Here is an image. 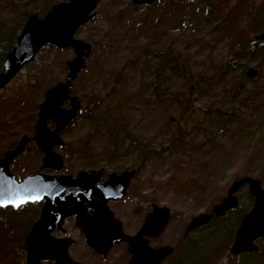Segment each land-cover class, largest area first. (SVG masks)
I'll return each mask as SVG.
<instances>
[{
	"label": "rangeland",
	"instance_id": "rangeland-1",
	"mask_svg": "<svg viewBox=\"0 0 264 264\" xmlns=\"http://www.w3.org/2000/svg\"><path fill=\"white\" fill-rule=\"evenodd\" d=\"M67 1L0 0V23L19 28V34L29 16L42 18ZM132 7L131 0H100L93 20L75 33L92 51L70 95L80 103L79 113L90 116L93 108L97 113L92 121L80 114L61 133L63 145L54 151L63 170H40L42 154L30 142L10 173L20 180L35 173L72 177L91 169L135 170L126 195L110 206L129 234L152 205L168 208L169 222L156 244L174 250L163 264H264V237L254 242L255 253L229 251L254 203L247 186L236 192L235 209L185 231L194 217L211 213L233 182L252 178L264 190V50L243 61L245 70H257L254 79L237 69L235 57L264 31L259 15L264 0H155ZM198 8L202 11L196 14ZM135 22L147 23L146 35L143 27L138 39L130 30ZM154 53L163 62L169 56L170 64L179 56L186 67L158 73ZM73 57L70 49L45 46L0 91V158L22 137H32L44 92L65 80V63ZM231 61L234 69L227 68ZM47 126L54 129L51 122ZM114 130L125 131L118 152L110 143ZM40 207V202L0 207V264L10 262L2 250L13 238H24ZM65 226L77 235L71 220Z\"/></svg>",
	"mask_w": 264,
	"mask_h": 264
},
{
	"label": "water",
	"instance_id": "water-1",
	"mask_svg": "<svg viewBox=\"0 0 264 264\" xmlns=\"http://www.w3.org/2000/svg\"><path fill=\"white\" fill-rule=\"evenodd\" d=\"M99 1L69 0L53 5L42 18L31 15L24 22L15 45L2 63L0 91L24 66L33 62L36 54L45 46H53L60 51L70 49L74 55L71 61L65 63L68 71L65 80L44 92L32 137H22L13 149L5 152L0 158V207L16 209L25 204L43 201L39 218L30 228L26 238H53L51 232L60 228L63 221L74 214L77 215L76 226L86 238H134L132 241L144 236H159L169 219L167 208L154 207L135 236L130 237L122 232L121 224L113 217L106 203L124 196L133 170L124 171L119 176L111 174L109 181L96 189L93 185L102 175L101 171H80L75 179L68 175L35 173L20 180H16L9 171L10 165L24 153L30 142H33L42 154L40 170L56 173L63 170L62 157L54 149L63 145L60 135L80 111V103L70 95V90L77 75L85 69L86 60L92 51L88 43L74 36L81 26L93 20ZM154 2L155 0H131L134 7L150 6ZM253 41L264 42V31L255 35ZM257 73V70L252 68L245 71L248 79H254ZM65 103L68 105L67 109L62 107ZM48 122L54 124L52 131L47 126ZM243 186L248 187L254 203L241 218L229 251L232 255L257 252L258 248L254 242L264 237V190L260 182L252 178L244 177L233 182L226 197L212 208L210 214H200L188 223L186 233L206 225L212 216L219 218L235 209V194ZM93 190L100 196V202L93 206L95 215L87 217L83 204L88 201ZM120 239L99 241L96 245L103 242L107 248ZM89 243L93 242L89 240ZM131 251L133 257L129 264H158L171 253L170 248L153 251L145 246H134Z\"/></svg>",
	"mask_w": 264,
	"mask_h": 264
},
{
	"label": "flooded vegetation",
	"instance_id": "flooded-vegetation-1",
	"mask_svg": "<svg viewBox=\"0 0 264 264\" xmlns=\"http://www.w3.org/2000/svg\"><path fill=\"white\" fill-rule=\"evenodd\" d=\"M91 170H88L86 172H89ZM94 171L102 172V175L98 179L97 183L93 185V188L96 189L99 185L106 184L109 181V176L111 174H116L117 176H119L122 172L131 170H124L120 173L110 174H105L102 170ZM133 172V176L130 178L129 183L125 189L124 196L127 193V189L129 188L131 181L137 173L135 170H133ZM77 174L75 176H72V178L75 179ZM122 198L107 201L106 207L112 213L113 217L121 224L122 232L130 237H133L138 233V231L143 226V223L147 218L148 214L152 212L154 207L167 208L164 206L159 207L156 205H152L151 210L146 212L143 216L144 218L140 221L139 228L135 232L129 234L124 232L121 221L118 219L113 207L110 206L111 204L118 202ZM99 202L100 196L93 190L89 195L88 201L83 204V208L86 211L87 217H93L95 215L96 210L93 208V206H95ZM40 203L42 207L43 201H40ZM68 220L72 221L74 231L77 232V235H73L71 233L69 234V232L66 230L65 222ZM76 222L77 215L74 214L66 218L60 228L54 229L51 232L50 235L53 238H26L30 228L34 224L33 223L30 228H28V231L24 238H13L10 244L7 245L4 250H2L6 253L5 260H7V257L11 258L10 262L7 261V264H129L133 257V252L131 250L134 246H145L146 248L151 249L153 251H158L163 248H170L171 253L164 257L158 263L163 264L164 261L167 260V258L173 253L174 250L172 246H169L167 244H156V240H158L159 236L165 231L169 219L165 228L159 236H144L143 238L137 239L136 241H132V239L134 238H86L82 230L76 226ZM109 239L112 241H114V239H120V241L113 243L107 248L104 246L103 242L100 245H96V243L99 241ZM89 240L93 243H89ZM14 255H17L19 258L15 259L17 256L14 257ZM44 256L47 257L45 258ZM114 256L117 257L119 260L115 262L112 259L114 258Z\"/></svg>",
	"mask_w": 264,
	"mask_h": 264
},
{
	"label": "trees",
	"instance_id": "trees-1",
	"mask_svg": "<svg viewBox=\"0 0 264 264\" xmlns=\"http://www.w3.org/2000/svg\"><path fill=\"white\" fill-rule=\"evenodd\" d=\"M132 9L135 10L136 8L132 7ZM200 11H202V10L198 8L197 11H195V12H196V14H198V12H200ZM191 13H194V12H191ZM259 15H260V20H263V22H264V7H263V9L261 8V12H260ZM144 17H147V16H144ZM197 17H199V16L197 15ZM185 18L187 19V17H185ZM206 20H207V18L203 19L204 22H206ZM257 25H259V24H256V27H257ZM84 26H86V25H84ZM146 26H147V23L145 24V23H137V22H135L134 25H132L131 28H130V30L133 32V34H132L133 37H135V38L137 37L136 39H138L139 31L141 32V29L143 27H144L142 29L143 33L146 35V30H145ZM149 27H151V24H149ZM18 29L19 28H16V27H14L12 25L7 27L6 25H2L0 23V72L3 70L2 63L4 61V58H5L6 54L15 45L16 37L18 35ZM142 36H143V34H142ZM124 37H126V36H124ZM133 39L134 38H132L131 40H133ZM120 40H122V39H120ZM259 49L260 50H264V44L263 43L251 42V43H249L248 47H243L237 54H235V57H237V61L239 62L238 66H237V69H240V70L244 71L245 68H246V64L243 62L244 59H246L248 57H254L257 54ZM152 59L158 65V67L156 68L158 73L165 72L167 70H169V72H173V70L176 71L177 69H178V71H180L181 69L183 70V68L186 67L185 60L183 58H180L179 56H177V57L173 56L172 57L171 61H172L173 64H170V63L166 62L167 60L170 62L169 56H167L166 59L163 62V60H161V56H158L157 54L154 53V54H152ZM240 62H241V64H240ZM233 64H234V61H231L230 63L227 64V68H230V69L233 68L234 69V65ZM168 65L171 66L170 69H169ZM164 68H165V70H164ZM173 73H175V72H173ZM96 113H97V110L94 109V108L91 110V115L90 116H88L86 112L85 113L84 112L79 113L76 116V118L74 119V121L79 117L80 114L86 120L92 121L91 118L93 119V115L94 114L96 115ZM27 120H29L28 116H26V118H25V121H27ZM12 122H13V120L8 121L9 124L12 123ZM94 128H95V126H94ZM2 131L3 130L1 129L0 133H2ZM124 132H125L124 130H121L120 132L117 133L114 130V135L110 136V139H111L110 143H111V145L113 147L114 152H118V148H119V145L117 144L118 138H120L119 135L121 133H124ZM108 133H109V131H108ZM126 137H130V136L127 134ZM3 139H4V137L0 138V140H3ZM87 145L88 144H86L84 147L86 148ZM81 153H83V151H81Z\"/></svg>",
	"mask_w": 264,
	"mask_h": 264
}]
</instances>
